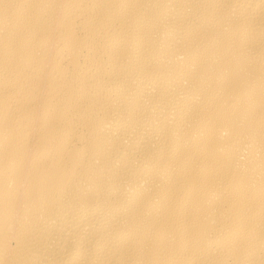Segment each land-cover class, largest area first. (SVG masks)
Masks as SVG:
<instances>
[{"label": "bare ground", "instance_id": "6f19581e", "mask_svg": "<svg viewBox=\"0 0 264 264\" xmlns=\"http://www.w3.org/2000/svg\"><path fill=\"white\" fill-rule=\"evenodd\" d=\"M0 264H264V0H0Z\"/></svg>", "mask_w": 264, "mask_h": 264}]
</instances>
